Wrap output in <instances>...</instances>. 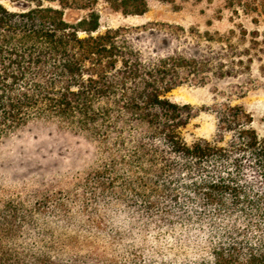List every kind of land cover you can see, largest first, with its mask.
I'll use <instances>...</instances> for the list:
<instances>
[{"label":"trees","instance_id":"16d2710c","mask_svg":"<svg viewBox=\"0 0 264 264\" xmlns=\"http://www.w3.org/2000/svg\"><path fill=\"white\" fill-rule=\"evenodd\" d=\"M7 1L18 7L0 0V140L34 118L95 140L103 170L126 172L121 188L167 233L115 259L67 252V236L16 233L20 205L0 197V264H264V134L223 102L215 138L187 143L182 129L198 110L167 96L207 71L237 74L231 36L154 21L98 31L99 4L141 15L149 0ZM223 1L264 24V0ZM250 35L246 61L264 52V31Z\"/></svg>","mask_w":264,"mask_h":264},{"label":"rangeland","instance_id":"374dc122","mask_svg":"<svg viewBox=\"0 0 264 264\" xmlns=\"http://www.w3.org/2000/svg\"><path fill=\"white\" fill-rule=\"evenodd\" d=\"M98 9L99 32L154 21L230 35L237 57L244 60L236 62L237 74L217 77L207 71L205 82L187 80L167 96L198 110L182 129L187 143L215 138L217 109L223 102L242 106L251 117V126L264 134V52L259 51L260 58L254 54L253 61H246L243 52L256 50L251 47L250 31L262 33L261 21L255 24L250 15L236 14L223 0H149L148 10L141 15H124L102 3ZM78 13L84 11H68L67 18L73 20ZM105 161L109 158L102 154L98 142L43 119H31L4 136L0 140V197L20 205L18 219L25 226L16 233L67 236L71 239L67 252L97 249L114 259L125 256L129 244L138 248L143 240L166 234L165 224L158 228V216L142 209L143 198L121 188L127 173L103 170Z\"/></svg>","mask_w":264,"mask_h":264}]
</instances>
